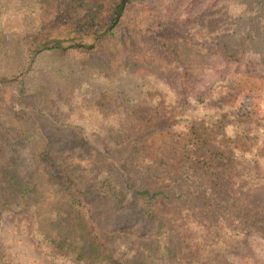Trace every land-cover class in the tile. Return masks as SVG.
<instances>
[{
	"label": "trees",
	"instance_id": "16d2710c",
	"mask_svg": "<svg viewBox=\"0 0 264 264\" xmlns=\"http://www.w3.org/2000/svg\"><path fill=\"white\" fill-rule=\"evenodd\" d=\"M46 1H20L18 15L30 17L29 30L16 37L2 29L9 4L0 0V78L18 76V68L26 70L34 53L50 46L22 80L0 83L11 100L7 113L0 106L7 119L0 127L8 131L2 145L22 147L31 161L25 186L0 182V227L7 210L28 214L38 247L60 264H190L196 252L225 253L250 234L264 236V218L242 210L229 181L238 161L264 171V115L255 131L236 115L241 95L263 83L244 75L231 83L222 76L213 87L198 88L210 66L202 60L238 66L254 57L264 66V0H231L203 13L195 29L182 21L139 19L137 0H53L51 9ZM109 37L123 43L103 54ZM186 50L197 57H179ZM128 61L169 67L180 89L146 70H125ZM77 78L89 87L84 94L75 90L68 102L62 90ZM57 91L64 116L58 122L55 115V127L105 138L96 165L68 167L32 117L35 110L23 108L28 96L54 97ZM145 108L152 109V119L135 115ZM160 119L173 125L142 139ZM229 124L236 127L232 135L222 131ZM162 205L176 206L192 220L179 226L178 219L157 212ZM180 228H193L199 237L190 241ZM4 260L0 245V264ZM238 264L255 261L248 256Z\"/></svg>",
	"mask_w": 264,
	"mask_h": 264
},
{
	"label": "rangeland",
	"instance_id": "374dc122",
	"mask_svg": "<svg viewBox=\"0 0 264 264\" xmlns=\"http://www.w3.org/2000/svg\"><path fill=\"white\" fill-rule=\"evenodd\" d=\"M5 1L9 4V7L2 19V29L7 35L26 37L29 30L26 24L30 17L28 15L27 18L18 15L17 9H19L21 0ZM46 2L50 6L49 9H51L53 0H47ZM230 2L231 0H137L134 13L139 19L153 17L165 21H182L190 29H195L201 25L198 18L203 13L210 10L217 11L219 8L228 6ZM47 4L43 2L42 8L45 9ZM121 40L123 39L117 40V38L111 39L109 37L103 47L105 49L101 53L105 54V50L114 51L116 47L123 43ZM49 47H43L34 53L26 70L22 72L19 68L16 70L18 71L16 73H20L18 76L0 78V83L9 84L22 80L30 73L34 61L40 53ZM180 56H185V59L193 61L197 54L191 50H186L185 52L182 51ZM12 58L17 59L15 56H12ZM99 58L96 60L100 62V65H103L105 63L104 60H101L103 56L99 55ZM251 58L254 57H246V60L238 66H227L221 59L202 60V63H208L210 66L201 72L198 88L202 89L208 85L213 87L222 76H229L231 83L235 82L237 75L252 76L258 82L263 83L259 91L241 95L236 106V115L241 117L239 123L250 127V131H255V129L258 130L261 118L264 115V66L260 65L256 59ZM12 66L16 67L17 65L12 62ZM125 67V70L132 72L146 70L150 74L159 75L167 85L172 86L175 90L180 89V84L176 77L170 73L169 67L163 69L162 66L151 61L146 63L128 61L125 62ZM77 79L78 82L73 81L69 83L68 89L62 90L63 94L57 91L54 97H51L50 94L28 96L25 98L26 104L23 105V108L32 111L34 109L40 114L39 116L33 111L32 117L39 119L42 133L53 141L55 150L69 161L68 167L83 168L100 162L101 153L105 150V138L101 133L94 132L89 135L82 131L76 133L77 131L70 129L60 130L52 124L57 125L55 115H59L58 122L64 116L62 112L63 96L70 102V97L75 90L79 89L84 94L89 87V82L85 78ZM50 87H53V85ZM156 87H160L159 82ZM9 92L10 90L0 89V106H2L1 111L4 110L2 113H7L10 108ZM85 110H89L87 106ZM42 111H47V114H41ZM135 115L143 119L153 118L152 109L150 108L140 109L136 111ZM1 117L0 115V123L4 124L7 119ZM171 125L173 123L166 119L155 121L149 124L147 130L142 133V139L147 140L156 132ZM235 128L234 125L229 124L222 131L226 135H232ZM4 135H8V131L0 127V182H7L9 186L13 184H16L17 187L25 186L26 171L29 170L31 164L29 154L22 147L17 148L14 146V151L6 150L2 145L3 140H1V137H5ZM6 138L13 139L14 136H6ZM86 138H91V143L84 141ZM229 176L231 187L235 188V194L242 210L245 213L264 218V171L262 167L255 166L249 161L244 163L238 161ZM157 212L167 215L170 219H178L180 221L179 226H183L192 220L186 218L176 206L162 205L158 207ZM181 232L183 233L182 236L190 241L199 237L193 228H184L181 229ZM0 245L5 257L3 264H60L49 261L43 254L42 249L38 247L33 233V219L28 214L5 211L0 227ZM248 256L254 259L255 264H264V236L262 234H250L245 239L232 243L231 248L225 253L206 254L203 251L196 252L190 264H238Z\"/></svg>",
	"mask_w": 264,
	"mask_h": 264
},
{
	"label": "water",
	"instance_id": "95a60500",
	"mask_svg": "<svg viewBox=\"0 0 264 264\" xmlns=\"http://www.w3.org/2000/svg\"><path fill=\"white\" fill-rule=\"evenodd\" d=\"M46 48H47V47H46ZM46 48H45V49H46Z\"/></svg>",
	"mask_w": 264,
	"mask_h": 264
}]
</instances>
